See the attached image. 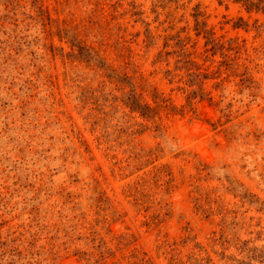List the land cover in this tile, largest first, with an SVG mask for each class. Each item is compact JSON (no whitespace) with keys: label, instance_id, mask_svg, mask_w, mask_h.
Here are the masks:
<instances>
[{"label":"rangeland","instance_id":"1","mask_svg":"<svg viewBox=\"0 0 264 264\" xmlns=\"http://www.w3.org/2000/svg\"><path fill=\"white\" fill-rule=\"evenodd\" d=\"M263 46L236 0H0V264H261Z\"/></svg>","mask_w":264,"mask_h":264},{"label":"trees","instance_id":"2","mask_svg":"<svg viewBox=\"0 0 264 264\" xmlns=\"http://www.w3.org/2000/svg\"><path fill=\"white\" fill-rule=\"evenodd\" d=\"M236 1L242 2L246 6V8L248 10H257V11L261 10V11H264V0H236ZM237 24L239 25V24H243V23H237ZM207 41H208V43L209 42H214V44H217L211 35L208 37ZM229 47H230V45L226 46L225 43L224 44L223 43L220 44L221 53H222V55L224 57V63L228 67H235L237 70L241 71L240 75H243L241 83L246 82V81L252 82V79L245 77V75H247L251 71L249 65L245 61H240L239 62V60L237 59L239 56L238 57L234 56V57L231 58L230 55H228L229 49H231V47L230 48ZM80 50H81V52L82 51L83 52L86 51V49H84V47H80ZM262 50H263V48L255 47V51H258L259 53H261ZM230 59L233 60V65H229V60ZM191 75H194V74L191 73ZM131 102H133V106L134 107L137 106L136 103L134 104V99L133 98H132ZM242 246H243L244 250L246 251L247 257L246 258H241V259L240 258L236 259L237 262L234 263V264H255V263H253V261L255 260L256 255H254L253 252L255 250H257V248H249L247 246V241L243 242ZM194 258H195L194 253H189L188 254V258H187L186 261H189L190 264H193V261L195 260ZM262 258L263 259H262V263L261 264H264V256L263 255H262Z\"/></svg>","mask_w":264,"mask_h":264}]
</instances>
